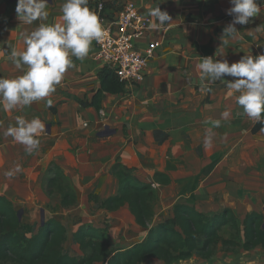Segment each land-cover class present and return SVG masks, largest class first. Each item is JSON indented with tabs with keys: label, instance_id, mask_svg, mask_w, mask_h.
I'll return each instance as SVG.
<instances>
[{
	"label": "crops",
	"instance_id": "obj_1",
	"mask_svg": "<svg viewBox=\"0 0 264 264\" xmlns=\"http://www.w3.org/2000/svg\"><path fill=\"white\" fill-rule=\"evenodd\" d=\"M64 3L65 0H49L48 18L29 25L17 17V0H0V77L11 79L24 74L27 66L17 68L11 52L22 51L25 48L23 36L41 24L62 23L61 9ZM98 3L105 4V14L111 19H117L127 3H134L151 19L152 24L156 21L149 16L148 10L159 5L161 10L167 11L172 17L169 22L171 24L157 28L151 26V30L137 42L139 49L145 48L153 41L161 42L155 57L149 62L144 82L124 85L125 91L122 94L104 93L100 112L95 109L93 102L102 90L100 77L107 68L96 61L98 46L95 41L83 60L72 57L74 67L66 71L62 81L56 85L55 91L49 97L29 106H17L11 111H5L0 106V196L7 198L14 205L17 202L16 194L21 192L20 185L24 184V178L28 180V177L40 175L43 162L53 160V165L64 173L67 172L68 166L63 162L72 160L74 148L78 147L81 137L84 140L94 137V134L95 138L100 139L121 136L125 126L107 124L111 117L109 112L113 111L114 107L125 109L130 120L137 117L140 110L147 111L146 114L151 119H158L156 114H171L167 121L159 123L161 126L154 128L155 131L159 130V133L164 131V134L160 135L165 137L164 140L157 139L154 129L149 132L147 128H141L138 130L140 140L134 138L137 137L136 134L131 135L132 139L140 144L146 139L152 144L165 143L172 135L174 126L176 127L175 122L180 123L177 128L186 127L187 113H209L212 116L215 111L212 109L216 107L239 108L237 97L240 93L228 87V81L237 78L225 76L222 80L210 83L201 79L197 65L202 57L207 56L219 60L227 59L231 64L238 62L248 52L253 57L264 54V3L258 16L250 18V23L236 25L238 32L228 38L227 43L222 41V36L223 29L233 19L226 14V10L232 7L230 0H89L90 9L96 13ZM205 86L210 87L212 91L202 92L201 88ZM150 109L154 111L151 112ZM101 112L105 113L106 119L100 115ZM17 117L27 121L39 118L46 125L45 131L37 137L40 141L39 147L30 154L25 150V145L6 135L9 127L16 126ZM95 124L96 128L93 126ZM84 126L88 127V131L84 130ZM16 165L20 166L21 171L10 179L6 173ZM122 165L124 166L123 163ZM155 174L148 176L147 182H152V185L156 184ZM133 176L141 182L137 175ZM15 178L22 180L17 182L13 180ZM108 178L119 187L114 175ZM29 184L31 185V181Z\"/></svg>",
	"mask_w": 264,
	"mask_h": 264
},
{
	"label": "rangeland",
	"instance_id": "obj_2",
	"mask_svg": "<svg viewBox=\"0 0 264 264\" xmlns=\"http://www.w3.org/2000/svg\"><path fill=\"white\" fill-rule=\"evenodd\" d=\"M112 110L107 124L125 126L122 135L100 139L94 134L84 140L81 137L72 160L63 162L68 166L64 174L77 195L76 206L63 209L59 196L49 198L46 194L44 183L55 176L53 160H49L41 165L40 175L24 178L21 192L16 194L15 205L22 224L35 225L37 232L46 221L56 219L67 229L66 251L77 257L82 253L73 244L72 236L83 225L105 230L114 250H125L138 240L144 241L148 230L136 223L127 206L110 212L90 199L91 194L101 201L117 194L118 188L108 178L113 175L117 162L123 163L144 184H152L147 182L148 176L157 172L171 177L168 186L152 185L157 194L152 226L169 220L172 207L177 203L206 214L230 209L241 220L251 212L264 213V129L252 133L257 121L244 114L242 106L216 107L212 109L216 111L212 116L187 113L186 127L177 128L180 123L175 122L172 135L161 144H152L147 139L140 144L131 135L136 134L134 138L139 139L138 130L147 128L150 132L171 114H156L158 119H151L147 111L140 110L138 116L130 120L125 109L114 107ZM215 121H219V127H215ZM87 128L84 126V130L88 131ZM155 132L158 140L165 139L160 137L164 131ZM209 133L211 143L206 146L205 136ZM13 180L18 182L22 178ZM230 236V232H225L223 238L230 239ZM143 264L163 263L152 259ZM175 264H264V249L229 252L219 244L211 260L194 256Z\"/></svg>",
	"mask_w": 264,
	"mask_h": 264
},
{
	"label": "trees",
	"instance_id": "obj_3",
	"mask_svg": "<svg viewBox=\"0 0 264 264\" xmlns=\"http://www.w3.org/2000/svg\"><path fill=\"white\" fill-rule=\"evenodd\" d=\"M100 79L102 90L93 102L98 112L102 109L104 93L118 95L125 91L124 84L111 69L104 70ZM263 128L264 123L256 122L252 133ZM52 171L55 176L44 183L48 197L59 196L63 209L76 206L77 195L64 172L55 165ZM113 175L119 184L117 194L103 201L91 194L90 199L110 212L127 206L136 223L148 230L144 241L125 250H114L105 230L83 225L72 236L82 256H72L65 248L68 236L63 224L50 219L36 232L35 225L22 224L19 210L0 196V264H143L152 259L175 264L194 256L211 260L219 244L229 252L264 249V213L251 212L241 220L230 209L206 214L177 203L169 220L152 226L157 201L152 184L139 182L119 162L113 168ZM154 181L160 186L171 184L170 177L163 173H156ZM225 232L231 233L230 239L223 238Z\"/></svg>",
	"mask_w": 264,
	"mask_h": 264
},
{
	"label": "clouds",
	"instance_id": "obj_4",
	"mask_svg": "<svg viewBox=\"0 0 264 264\" xmlns=\"http://www.w3.org/2000/svg\"><path fill=\"white\" fill-rule=\"evenodd\" d=\"M262 3L264 0H230L232 7L226 10V14L233 19L223 29L222 41L227 43L228 38L238 32L236 25H247L250 18L257 17ZM48 4L49 0H17L15 11L20 21L31 25L34 21L48 18ZM61 11L62 23L41 24L23 36L25 48L22 51L11 52L16 67L22 69L27 66V70L16 78L0 77V106L3 110L29 106L49 97L66 71L74 67L72 57L83 60L89 54L92 42H99L106 35L97 13L89 7V0H65ZM148 12L156 21L151 25L153 28L171 24L172 17L159 5L149 8ZM197 68L201 79L210 83L225 76L237 78L228 81L229 89L240 93L237 103L249 118L264 123V54L253 57L248 52L238 62L231 64L227 59L202 57ZM201 91L208 93L212 89L205 86ZM214 125L219 127V121H215ZM45 129L46 125L39 118L27 121L17 117L16 126L9 127L6 135L25 145V150L30 154L39 147L37 137ZM210 143L209 133L205 136V145ZM20 171V166L16 165L6 175L12 177Z\"/></svg>",
	"mask_w": 264,
	"mask_h": 264
},
{
	"label": "built area",
	"instance_id": "obj_5",
	"mask_svg": "<svg viewBox=\"0 0 264 264\" xmlns=\"http://www.w3.org/2000/svg\"><path fill=\"white\" fill-rule=\"evenodd\" d=\"M96 7L106 29L104 38L95 41L98 46L96 61L114 71L126 86L143 83L149 62L161 46V42L153 41L143 49L137 48V42L151 30V19L134 3H127L117 19L105 14L104 3H98ZM101 115L105 113L101 112Z\"/></svg>",
	"mask_w": 264,
	"mask_h": 264
},
{
	"label": "water",
	"instance_id": "obj_6",
	"mask_svg": "<svg viewBox=\"0 0 264 264\" xmlns=\"http://www.w3.org/2000/svg\"><path fill=\"white\" fill-rule=\"evenodd\" d=\"M105 135V134H104ZM263 228H264V225H263Z\"/></svg>",
	"mask_w": 264,
	"mask_h": 264
}]
</instances>
